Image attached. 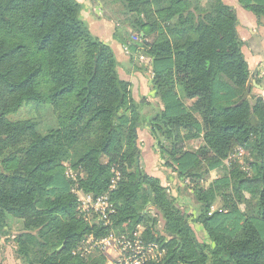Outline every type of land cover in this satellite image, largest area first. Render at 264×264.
Masks as SVG:
<instances>
[{
  "label": "trees",
  "instance_id": "1",
  "mask_svg": "<svg viewBox=\"0 0 264 264\" xmlns=\"http://www.w3.org/2000/svg\"><path fill=\"white\" fill-rule=\"evenodd\" d=\"M237 1L264 25V0ZM97 2L115 34L119 26L128 33L117 39L130 59L148 60L160 108L142 115L118 55L89 30L83 2L0 0V239L20 264H102L71 255L85 235L106 232L76 216L73 189L104 193L116 167L112 229L141 225L143 238L165 249L159 264H264V100H242L250 73L234 11L222 0ZM25 102L49 105L56 127L12 120ZM144 126L181 186L140 168L135 135ZM182 191L193 210L179 205Z\"/></svg>",
  "mask_w": 264,
  "mask_h": 264
},
{
  "label": "crops",
  "instance_id": "2",
  "mask_svg": "<svg viewBox=\"0 0 264 264\" xmlns=\"http://www.w3.org/2000/svg\"><path fill=\"white\" fill-rule=\"evenodd\" d=\"M222 2L232 8L237 19L236 31L243 42L242 52L250 73V96L261 97L264 100V25L259 24L252 13L240 7L237 0H222ZM83 3L85 8L83 13L86 15L88 25H91V33L114 49L118 55V71L121 79L130 83L133 100L142 105V115L145 118L149 117L152 113L158 111L160 102L152 89L151 74L147 69L148 60L135 61L130 59L129 54L123 53L124 43L117 39V37L121 39V32H124L122 26H119L120 30L113 34L117 35L116 39H112L111 29L114 31L115 25H117L114 19L99 18L98 14L101 11H99L98 5L86 4L85 0ZM136 135L140 154L139 164L142 171L159 179L163 186H172L174 183L181 186V183L175 179L172 173L168 172L170 176L165 173L166 170L162 167L163 162L157 154L156 143L150 136L149 128L144 126L138 129ZM197 144L198 141L189 142L187 148L192 149ZM174 195H176V192ZM178 203L184 205L179 197ZM195 228L200 230V227L196 226Z\"/></svg>",
  "mask_w": 264,
  "mask_h": 264
},
{
  "label": "built area",
  "instance_id": "3",
  "mask_svg": "<svg viewBox=\"0 0 264 264\" xmlns=\"http://www.w3.org/2000/svg\"><path fill=\"white\" fill-rule=\"evenodd\" d=\"M132 40L137 41L138 38L132 36ZM140 59L144 60L142 56ZM110 172L111 178L107 189L98 196L82 194L76 188L73 189L78 203L76 216L89 226L106 229V232L99 235L94 233L85 235L72 249L71 255L81 260L98 255L103 259L102 264L161 263L165 249L156 242L146 241L143 238L141 225L136 226L132 233L113 231L112 216L115 210L111 203V193L116 189L122 176L116 167H112ZM65 175L72 181L76 180V174L71 169H67Z\"/></svg>",
  "mask_w": 264,
  "mask_h": 264
},
{
  "label": "rangeland",
  "instance_id": "4",
  "mask_svg": "<svg viewBox=\"0 0 264 264\" xmlns=\"http://www.w3.org/2000/svg\"><path fill=\"white\" fill-rule=\"evenodd\" d=\"M81 1L83 2L84 0H81ZM85 1H86V4L90 3V5H91V0H85ZM94 3H95V5H98V6L101 4V3L97 2V0H94ZM104 4H108V3L104 2ZM103 13L104 12H102V14ZM102 14L100 12V14H98V17L104 18L102 16ZM83 15H84V18H86V15L84 13H83ZM112 19H114V18H112ZM88 28L91 31V25H88ZM111 32H112L111 33L112 39H116L117 35H113V34H115V30L113 31L111 29ZM95 33L98 34L96 31H95ZM122 33H124L126 35V37L128 36L127 32H122ZM132 41H134V40H132ZM122 50L124 51L125 54H127L126 51L128 52V50H125V48H123ZM10 118L12 120H15V121L16 120H28V119L34 120L39 124V128L43 131L54 129L57 125L56 124V118H55V116L52 112V109L49 105H37L33 102H25L23 104L22 108L18 111V113L11 115ZM242 156H243V152L239 151V153L237 154V157H239V159H242ZM243 169H244V171L248 170L244 166H243ZM165 173L168 174V170L165 171ZM172 187L175 188V185ZM182 192H184V191H182ZM181 196L182 197H179L180 201L184 203V205H182V206L184 208H187V210H193L194 204L191 200V197H189L187 195V193H185V192L182 193ZM220 205H221L220 201H217L213 206V211H216L217 209H219ZM241 209L243 210V207H241ZM146 211L150 212L151 208H149V209L147 208ZM162 226H163V221L160 218V216H158L156 229L161 232L162 228H163ZM20 227H21V223L19 221L13 223V231L14 232H19ZM196 231H197L198 240L202 241L204 234H202V232L200 230H196ZM13 249L14 248H13V245L10 242V240L6 241V240L0 239V263L1 264H20V262L17 260L15 254H14Z\"/></svg>",
  "mask_w": 264,
  "mask_h": 264
},
{
  "label": "water",
  "instance_id": "5",
  "mask_svg": "<svg viewBox=\"0 0 264 264\" xmlns=\"http://www.w3.org/2000/svg\"><path fill=\"white\" fill-rule=\"evenodd\" d=\"M250 84H251V80H248L245 92H244L243 97H242V100H247L249 102L251 101L252 103H254L255 99L252 100L251 96H250ZM135 138H137V135H135Z\"/></svg>",
  "mask_w": 264,
  "mask_h": 264
}]
</instances>
